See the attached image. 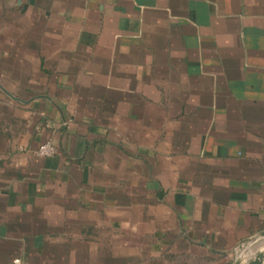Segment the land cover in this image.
I'll use <instances>...</instances> for the list:
<instances>
[{
	"label": "crops",
	"instance_id": "0c3cea01",
	"mask_svg": "<svg viewBox=\"0 0 264 264\" xmlns=\"http://www.w3.org/2000/svg\"><path fill=\"white\" fill-rule=\"evenodd\" d=\"M263 232L264 0H0V264H231Z\"/></svg>",
	"mask_w": 264,
	"mask_h": 264
},
{
	"label": "water",
	"instance_id": "95a60500",
	"mask_svg": "<svg viewBox=\"0 0 264 264\" xmlns=\"http://www.w3.org/2000/svg\"><path fill=\"white\" fill-rule=\"evenodd\" d=\"M262 238H264V232L258 236L246 239L244 243L241 244L239 249L234 250V257L231 264H264V246L257 249L253 256L247 257L244 255L246 246L254 243L255 241H260Z\"/></svg>",
	"mask_w": 264,
	"mask_h": 264
},
{
	"label": "built area",
	"instance_id": "2783aa9c",
	"mask_svg": "<svg viewBox=\"0 0 264 264\" xmlns=\"http://www.w3.org/2000/svg\"><path fill=\"white\" fill-rule=\"evenodd\" d=\"M56 151L54 144L51 141H45L37 148V153L42 156H52ZM11 264H24L20 258H14Z\"/></svg>",
	"mask_w": 264,
	"mask_h": 264
},
{
	"label": "rangeland",
	"instance_id": "374dc122",
	"mask_svg": "<svg viewBox=\"0 0 264 264\" xmlns=\"http://www.w3.org/2000/svg\"><path fill=\"white\" fill-rule=\"evenodd\" d=\"M255 253V252H254ZM252 256H253V254H252Z\"/></svg>",
	"mask_w": 264,
	"mask_h": 264
}]
</instances>
